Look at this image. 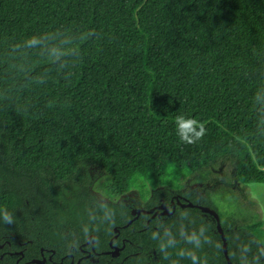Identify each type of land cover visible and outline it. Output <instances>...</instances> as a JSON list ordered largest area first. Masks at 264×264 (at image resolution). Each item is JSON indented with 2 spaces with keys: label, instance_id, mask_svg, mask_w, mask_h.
<instances>
[{
  "label": "trees",
  "instance_id": "1",
  "mask_svg": "<svg viewBox=\"0 0 264 264\" xmlns=\"http://www.w3.org/2000/svg\"><path fill=\"white\" fill-rule=\"evenodd\" d=\"M254 183L264 0H0V264H228L210 214H145L174 196L220 215L232 264H264Z\"/></svg>",
  "mask_w": 264,
  "mask_h": 264
},
{
  "label": "rangeland",
  "instance_id": "2",
  "mask_svg": "<svg viewBox=\"0 0 264 264\" xmlns=\"http://www.w3.org/2000/svg\"><path fill=\"white\" fill-rule=\"evenodd\" d=\"M212 178H214L215 180L217 178L218 180L220 179L221 183L223 181L229 182L238 190L243 187L236 180L235 166L230 162L224 161L219 163L217 167L212 170ZM105 181V176L101 175L97 180L96 189L99 190ZM183 181H186V184L188 183V185L192 187H196L197 185H199V182L196 180V178L193 177ZM246 195L255 203V207L252 209V211L255 212L258 215L259 219L262 221L264 230V184L254 183L248 185L245 190V196Z\"/></svg>",
  "mask_w": 264,
  "mask_h": 264
},
{
  "label": "water",
  "instance_id": "3",
  "mask_svg": "<svg viewBox=\"0 0 264 264\" xmlns=\"http://www.w3.org/2000/svg\"><path fill=\"white\" fill-rule=\"evenodd\" d=\"M181 207L183 208H186V207H196V208H199L202 212L206 213V214H210L211 216H213L217 222V229H218V232L219 234L221 235V238L223 240V251H224V254H225V257H226V260L228 262V264H232V261L230 260V257H229V249H228V243H227V239H226V235H225V232H224V229L222 227V224H221V219H220V215L213 209L209 208V207H205V206H199V205H194L193 203H189L187 202L186 204L184 205H181ZM160 208H165L167 209L166 206H161ZM141 210H134L133 211V215H140L141 214ZM151 213H154V210L152 211H145V214H151ZM170 213L169 212H163L162 215H169ZM157 215L154 214L153 217H155ZM137 219V217L135 218ZM133 221L130 222V224L132 223ZM115 232L118 233V229H115ZM118 236H115V238H117ZM91 238H89L88 242L89 243L91 241ZM112 242L113 240L111 241V245H112ZM93 250H94V246H93ZM121 250L122 248H119V247H115L114 250L108 252L107 254H111L113 257H119L120 256V253H121ZM90 257V254H88L86 256V258ZM46 260L43 259V260H34L33 262L31 261L30 263H37V264H45Z\"/></svg>",
  "mask_w": 264,
  "mask_h": 264
},
{
  "label": "clouds",
  "instance_id": "4",
  "mask_svg": "<svg viewBox=\"0 0 264 264\" xmlns=\"http://www.w3.org/2000/svg\"><path fill=\"white\" fill-rule=\"evenodd\" d=\"M33 43L35 41L33 40ZM176 125H177V133L180 137V139L185 143H194L195 140L189 137V133L194 132V125L198 126L201 131L199 133H195L196 137L199 138L204 133V127L202 124H198V122L195 119L192 118H185L184 116H177L175 118ZM3 221L6 224L14 223L13 216L11 213L7 211H3ZM193 240H196L195 234L192 238H190L189 242H193ZM198 243V240H196Z\"/></svg>",
  "mask_w": 264,
  "mask_h": 264
},
{
  "label": "flooded vegetation",
  "instance_id": "5",
  "mask_svg": "<svg viewBox=\"0 0 264 264\" xmlns=\"http://www.w3.org/2000/svg\"><path fill=\"white\" fill-rule=\"evenodd\" d=\"M171 205H172V212H171V207L168 206V205H166L167 209H165V208H160L161 206H165V205H161V206L158 205V206L154 207V213H153V216H154V214L157 213V215H156L155 217H162V216H167V217H169L170 215H162V213L167 211V212L171 213V215H172V214L174 213V211L176 210L177 205L181 206V205H184V204L181 203L180 196H174V197H172V199H171ZM151 214H152V213H151ZM155 217H153V218H155ZM113 247H114V246H113ZM113 249H115V247H114ZM43 259L46 260L45 264H47V262H48V261H47V258L43 257L41 260H43ZM34 260H39V259H32V262H33ZM49 260L53 262V260H52V256L49 257ZM29 264H37V263H30V262H29ZM54 264H58V263H57V262H54ZM72 264H73V263H72Z\"/></svg>",
  "mask_w": 264,
  "mask_h": 264
}]
</instances>
